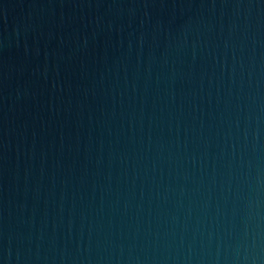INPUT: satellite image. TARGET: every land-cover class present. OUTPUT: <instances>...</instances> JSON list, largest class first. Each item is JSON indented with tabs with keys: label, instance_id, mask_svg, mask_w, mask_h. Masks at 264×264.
Instances as JSON below:
<instances>
[{
	"label": "water",
	"instance_id": "95a60500",
	"mask_svg": "<svg viewBox=\"0 0 264 264\" xmlns=\"http://www.w3.org/2000/svg\"><path fill=\"white\" fill-rule=\"evenodd\" d=\"M0 264H264V0H0Z\"/></svg>",
	"mask_w": 264,
	"mask_h": 264
}]
</instances>
